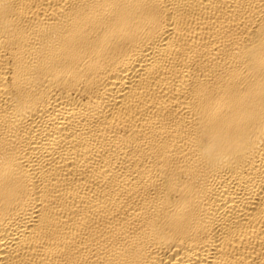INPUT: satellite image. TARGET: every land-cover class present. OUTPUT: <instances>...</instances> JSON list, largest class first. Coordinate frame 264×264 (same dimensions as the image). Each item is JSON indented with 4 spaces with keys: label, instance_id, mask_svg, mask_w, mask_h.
I'll return each mask as SVG.
<instances>
[{
    "label": "bare ground",
    "instance_id": "6f19581e",
    "mask_svg": "<svg viewBox=\"0 0 264 264\" xmlns=\"http://www.w3.org/2000/svg\"><path fill=\"white\" fill-rule=\"evenodd\" d=\"M0 264H264V0H0Z\"/></svg>",
    "mask_w": 264,
    "mask_h": 264
}]
</instances>
